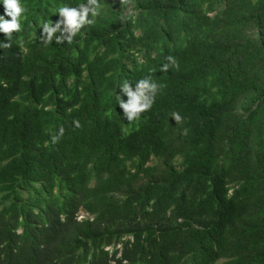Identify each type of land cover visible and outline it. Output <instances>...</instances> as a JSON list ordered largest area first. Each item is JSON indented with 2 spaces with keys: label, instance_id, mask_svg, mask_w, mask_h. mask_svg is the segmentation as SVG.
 Wrapping results in <instances>:
<instances>
[{
  "label": "trees",
  "instance_id": "obj_1",
  "mask_svg": "<svg viewBox=\"0 0 264 264\" xmlns=\"http://www.w3.org/2000/svg\"><path fill=\"white\" fill-rule=\"evenodd\" d=\"M99 2L44 44L87 0H21L0 47V264H264V0Z\"/></svg>",
  "mask_w": 264,
  "mask_h": 264
},
{
  "label": "clouds",
  "instance_id": "obj_2",
  "mask_svg": "<svg viewBox=\"0 0 264 264\" xmlns=\"http://www.w3.org/2000/svg\"><path fill=\"white\" fill-rule=\"evenodd\" d=\"M3 5L5 13L0 15V32L5 34L7 42H4L0 47L7 49L12 46V34L21 31V17L25 13V8L22 6L21 0H3ZM100 7L99 0H87L86 4H80L77 7H60L58 10L60 19L56 22H45L42 25L41 42L44 44L50 43L55 37L57 44L65 41L71 43L86 24L93 23V20L89 19V15L91 14L92 17L99 15ZM5 16L11 19H5ZM121 19L124 18L122 17ZM57 33H59L58 36L56 35ZM166 59L168 63L162 66L161 71H167L173 66L178 67V61L175 57L168 56ZM162 87L163 85L153 81L150 76L141 78L136 82L134 88L131 83L122 84L120 91L124 96L128 97L127 102H125L121 95L117 96L123 117L131 122L139 118L143 112L150 110ZM172 118L177 123L183 120V117L178 112H173ZM74 123L79 127V121ZM61 132H63V129H61ZM57 139V137H53V143Z\"/></svg>",
  "mask_w": 264,
  "mask_h": 264
},
{
  "label": "rangeland",
  "instance_id": "obj_3",
  "mask_svg": "<svg viewBox=\"0 0 264 264\" xmlns=\"http://www.w3.org/2000/svg\"><path fill=\"white\" fill-rule=\"evenodd\" d=\"M128 9H129V8H128ZM83 216H85V214L81 212L79 218H82Z\"/></svg>",
  "mask_w": 264,
  "mask_h": 264
}]
</instances>
